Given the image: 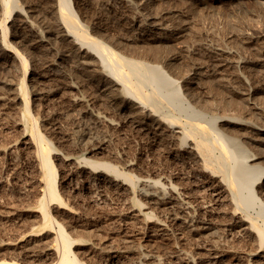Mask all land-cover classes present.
<instances>
[{
	"label": "bare ground",
	"instance_id": "1",
	"mask_svg": "<svg viewBox=\"0 0 264 264\" xmlns=\"http://www.w3.org/2000/svg\"><path fill=\"white\" fill-rule=\"evenodd\" d=\"M135 2L137 4L134 5L138 9L141 5L146 13L138 16L136 11L138 9L131 6L130 0H103L102 5L107 13H102L103 10L99 16L104 23L96 25L93 21L87 27L84 25L86 20H81L88 15L85 7H82L83 0H0V68L8 75V82H3L7 91L0 92V101L16 110L14 112L17 119L14 124L19 131V141L24 150L33 149V152L32 149L30 151L33 153L36 175L39 176L36 181L41 185L38 186L41 191L39 206L36 211L34 210L38 220L29 225L18 224L10 239L0 241V252H9L10 255L7 261L1 256L0 264H89L82 262L79 256L95 258L96 261L99 249H105L106 259L101 262L98 261L101 259H98L94 264H105L119 257L120 251L108 248V241L103 242L96 238L94 232L96 225L84 216L80 207L82 203L79 206V203L75 202V206L64 201L61 198L63 196L60 197L55 185L56 168L53 163L56 162L62 165L66 175L75 182L69 189L72 196L82 192L91 196L95 193L91 194L92 190L96 193L99 191L98 195L103 193L112 196L118 209L116 212L114 210L115 214L111 220L116 219L118 225H113L110 230L117 240H122L123 244H130L126 246L131 250L130 253L138 255L140 261L132 264H264V163L261 162L264 161V105L258 95L264 89L256 86L259 83L256 79L261 78V81H264V72L260 73L261 70L264 71V58H258L260 55L252 60L246 57L234 58L233 53L226 51V47V50L224 48L214 52L216 55L212 53L214 63L223 65L224 68L227 66L231 70L239 67L242 70L240 73L233 72L230 75L227 71L230 75V79L229 75L227 77L228 80L215 72L206 75V71L203 73L198 63L200 59L196 60L198 56L194 61L189 60L191 57L188 56L189 59H186L191 61L192 72L189 74L188 69L184 71L185 68H179L180 64L173 63L175 49L173 52L166 50L160 53L161 50L156 48L168 38L166 23L163 26L154 13H148L150 8L145 3L149 1ZM116 4L137 13V16L133 14L132 23H124L126 24L123 25L124 32L118 31L119 20L110 22V19H107L110 23L105 24L106 14ZM159 10L158 14L162 11ZM10 17L11 22L7 21ZM42 29L45 31L44 34H48L49 38H46L50 39V42L48 41L50 44H47L53 52L49 55L52 58L47 63L46 70L34 71L31 74L26 87L24 85L26 79L24 73L28 66L26 57L31 50H40L43 45ZM95 36H99V39ZM105 38L110 44L105 43L107 41L103 40ZM140 42L151 45L147 52L142 50ZM49 46L46 45L47 48ZM48 51L50 54V50ZM46 54L48 56V53ZM148 54L159 58L160 61L156 59L157 62H161L173 77L168 76L157 62H151L144 56ZM205 60L203 59L202 64ZM67 63L75 64L74 67L79 69L81 74L84 73L83 77L103 94L111 106L110 110L114 111L113 114L121 116L120 118L130 126L138 138L149 140L161 151L167 168L153 172L152 177L141 173L133 175L130 172L134 169L133 163L128 159L122 160L120 165L122 167L93 160L92 157L101 154L92 146L95 143L86 149L60 154L61 150L57 152L51 143L42 137L39 133L41 130H36L37 122L30 118L31 115L29 116V103L26 99L29 93L33 100L34 97H39L41 95L39 87L44 84L47 87L44 95L47 97L57 93L56 90L63 89L69 91L67 98L69 105L85 106L81 96L83 94L76 92V85L55 84L54 87L48 85L51 77L59 79L62 74L60 70H63ZM254 69L260 70V75L256 79ZM10 79L13 82L15 80L16 84H12ZM215 79L216 82L219 81L217 84L221 88L231 82L233 85L234 83L242 85L241 92L235 88L231 91H229L231 88H228V91L235 94L240 92L238 94L244 98V102L245 99L251 100L252 107H249L253 108L254 119L248 114L241 117L229 114L228 109L225 110L228 106L226 108L224 106L230 102L226 103L225 97L219 92L214 93L215 89L213 92L210 91L214 88L211 86L215 84ZM201 81L203 85L200 83L199 87L198 83ZM250 86L255 88L252 94L249 91ZM239 100L236 99V102ZM232 103L234 104L233 101ZM83 109L103 130L107 132L118 130L119 125L115 122L117 118H112V114L109 116L103 109H92L93 111L85 107ZM238 112L241 113L240 110ZM255 116L259 121H254ZM112 131L111 133H114ZM101 139L100 142L104 140ZM97 140L99 143V139ZM105 140H108V137ZM171 167L179 168V171L173 172ZM106 195L105 197H108ZM76 228H82L84 237H78V234L76 236L78 238L72 237L71 233L74 234ZM188 238H191L190 244L187 243ZM212 238L223 241L216 243L215 240H211ZM136 240L152 242L156 249L173 244L174 248L169 253V258L164 259L152 250L144 251L140 245H135ZM185 243L189 244V247L186 248Z\"/></svg>",
	"mask_w": 264,
	"mask_h": 264
},
{
	"label": "rangeland",
	"instance_id": "2",
	"mask_svg": "<svg viewBox=\"0 0 264 264\" xmlns=\"http://www.w3.org/2000/svg\"><path fill=\"white\" fill-rule=\"evenodd\" d=\"M102 1L103 0H93V1L92 0H90V1L89 0H83L84 5L82 4L83 5L82 7L83 8L85 7L84 9L88 11L89 16L87 15L86 18H82L81 20L82 21L86 20L85 21L86 24H84V25H86L87 27L89 26V23L93 22V21H94L93 23H95L96 25H101L104 23L103 21L100 20V16H99L100 13L104 10L103 5H102L103 4ZM135 1L136 0H130V3L132 4L131 6L137 7L136 5H134V4H137ZM152 1H153V3H155V2L156 3L153 5ZM152 1L147 0V2L149 4H151L152 6L149 5L148 3H145V5L150 8L148 13L149 12L152 14L154 13L153 15H156V17L158 18L160 23L163 24V26L166 23V26H165L167 29L166 32L169 34V35L167 34V37L169 39L167 38L166 41H163L164 43L161 42V43H159V45L157 44L158 46L156 48L157 49L159 48L158 50H161L160 53H162L166 50H170L171 52H173V50L175 49L176 51L174 50V52H173L175 54L174 55L175 61L173 63L174 64H180V65H178L179 68L180 67H181V69L185 68V69H183L184 71H186L188 69L187 71L189 72V74L192 73V72H190L191 71L190 70L191 69L190 62L194 61V59H196L197 56H198V58L196 60L200 59V61L199 62L197 61V62L200 63L199 65L202 67V72L203 71L207 72V73L205 72L206 75H209V74H212L215 72L218 76L221 75V77L223 76L222 77L223 79L225 78V80H228V79H230V75L233 74V72L240 73L242 70L239 67H237V69L234 68V70L233 69L231 70V69L227 68V66H226V68H224L225 66L223 67V65L221 66L220 64L214 63L212 56L216 55L215 53L218 52V50H223L224 48H225L224 50H226V47H227L226 51L230 52L231 54L233 53L232 56L234 58L246 57L248 60H250V59L252 60L255 58V56L258 57V55H260L258 58H264V55H263L264 54V0H218V1L217 0H152ZM92 2H94V3H92ZM20 3L22 4V1ZM96 4H99V5H96ZM91 8H92V10H91ZM129 9L130 8H127L123 5H119V4H116L115 6L113 5L112 9H110L108 14H106L107 16L105 18V21L107 19H110L109 20L110 22H113V21L115 22V21L119 20L120 29L118 28L119 29L118 31L124 32L123 25L126 26L127 23L128 24L130 22L132 23L131 18H133L134 15L137 16V13H138V16H139L142 13H146L145 11H143L144 9H143V7H141V5L139 6V9L137 7V9H138V10H136L137 13H136V11H132L133 12L132 13V12H130L131 9L130 10ZM157 9L162 10V11L159 10V12L161 11L160 13L162 15H160V13L158 14ZM36 10L39 11L38 8H36ZM155 11H156V13H155ZM163 11H165V12H163ZM120 12H121V14H120ZM38 13L39 12H37V14ZM102 13H107V12L104 10ZM129 14H130V16H129ZM108 15L110 16L109 18H108ZM113 16H115L114 19H113ZM163 16H164V18H163ZM172 16H174V17H172ZM116 18H117V20H116ZM119 18H121V19H119ZM8 19H7V21L11 22L12 17H10ZM109 21L107 20L105 24H109L110 23ZM121 21L123 22V24ZM9 22H7V23L9 24ZM107 22H109V23H107ZM124 23H126V24H124ZM175 26H176V29H175ZM181 26H182V29H180ZM185 26H187L186 29L184 28ZM168 27L171 30H169ZM173 29H174V31H173ZM179 30H181V31H179ZM44 33H45V31L42 29L41 35L43 34L42 37H43V41H44L43 45H42L43 49L41 50V48H42V46H41L40 50L39 49L38 50H35V49L31 50V52L29 51L30 54L28 53L29 58L26 57L27 58V65H28L27 70L24 73V79L26 78L24 80V83H25L24 85H26V87L28 86L27 81L30 78L31 74H33L34 71L38 72V71H42L44 69L46 70V68H47L46 66H48L47 63H49V60L52 58V56H49V55L53 54V52L51 51V47L48 45V44H50L49 43L50 39H47V38H49L48 34L47 33L44 34ZM181 34L183 37L181 36ZM95 37L99 39V36H95ZM245 38H246V40H245ZM248 39H250V41ZM103 40H107V39L105 38ZM192 40H193V42L190 43ZM242 40H243V42H242ZM107 41H105V43L110 44L109 41L108 42ZM244 41H246V42H244ZM247 41H249V42H247ZM144 44H145L144 42L141 43L142 46H140V47L142 48L143 51H146L150 48L149 46H151V45L147 42H146L145 46H144ZM46 45H47V47L49 46L50 49L47 48ZM137 45L138 46L140 45L139 42L137 43ZM231 45H233L236 49H234V47ZM253 45L255 47L254 49H253ZM164 46H165V48H164ZM192 46L194 48L197 47L198 49L196 48V51L193 52L195 49ZM258 46L262 47V48L259 49ZM146 47H147V49H146ZM183 47H185V49ZM230 47H233V48H230ZM179 48H182L183 50L179 49ZM191 48H192V50H191ZM257 49L259 51H261V53L259 51L257 52ZM48 50H50V54H49ZM236 51H237V53H236ZM179 52H181V53L183 52L184 55H183V53L181 54ZM46 53H48V56ZM187 53H188V55H187ZM210 53H211V55H209ZM212 53H213V55H212ZM176 54H180V55H176ZM254 54H256V55H254ZM182 55L184 57H182ZM144 56L148 57V59L151 62H157V60L160 61L159 58L153 57V56H151V54L144 55ZM188 56H190L192 59L191 58L189 59ZM202 56H204V57H202ZM248 56H249V58H248ZM30 57H31L32 61L31 60L29 61ZM181 57L185 58V59H182ZM186 58H188L191 61H189ZM154 59L155 60L157 59V60L155 61ZM201 59H202V61H201ZM203 59L204 60L206 59L204 64H202ZM208 61L209 62L211 61V62L209 64H207ZM157 63L160 66H162V70H165L164 71L165 73H168L167 74L168 76L173 77L172 74L169 72V70L166 67H164L161 64V62H157ZM211 63H213V64H211ZM72 64L73 63H71V64L67 63L66 65H64V68H63L64 71L62 69L60 70L62 73L60 75L62 77L59 75H58L59 79L57 77H51V82H49L48 85H52V86L55 84L58 86H63V84H71L73 86L76 85L75 86L76 92L80 95L83 94V95H81L82 99L84 100L83 106L85 105L84 107L88 110H90V109L91 110L92 109L93 110H98V109L102 110L103 109L105 112H107V114L109 116H110V114H112L113 115V116L111 115L112 118H114V119L117 118L115 120V122L117 125H119L118 130H115V131L110 130L108 132L103 130V128H101V126L99 124L97 125V123L93 120V118L89 114L84 112V109H83L84 107L79 106V105L78 106L69 105V103L67 101L69 91H67V90L66 91L63 89H60L59 91L56 90L57 93H54L53 95H48V97H47V95H44V94H46V92H44V91H47V87H46V85L43 84V86L45 88L42 85L39 87L40 92H41V95H39V97L36 96V97H34V100H33L30 93L26 96V99L28 100V103H29L28 104L29 116L31 115L30 118L31 119L34 118L33 120L35 122H37L36 123L37 126L35 125V127H36V130H39V129L41 130V131H39V133L42 135V137L46 138L51 143L52 147L57 150V152L58 151L60 152V150H61L60 154H66V153L68 154V152L73 153V152H76L78 149H86V148H88V146L89 147L93 146V147H95L97 152H101V154L99 153L97 156L92 157V159L95 161L112 163L113 165H116L117 167H122V166H120L122 163V160H124V158L128 159L129 161H131V163H133L134 169L132 171H130V172H132L131 174H133V175H137V173L138 174L141 173L144 175L147 174V175L152 177L153 172H155L159 169L162 170V169L167 168V163L161 157V153H160L161 151H159V149L155 148L154 145L149 140L146 139L147 140L146 141L145 139L138 138V136H136L134 134V132L131 130L130 126H128V124L125 123L122 118H120L121 116L117 117L116 114H113L114 111H111L112 110L110 108L111 106L108 104V102H106L105 97L102 96L103 94L99 93L100 91L95 87V85L93 83L89 82L85 77H83L84 73L82 72V74H81L79 69L74 67L75 64L74 65H72ZM205 65H206V67H205ZM212 65H218V66L213 67ZM186 66H188V68H186ZM38 67H39V69H38ZM220 67H222V68H220ZM66 69H68V70H66ZM203 69H205V70H203ZM207 69L209 71H207ZM228 69L231 71H229ZM31 70H33V71H31ZM238 70H239V72H238ZM257 70L254 69V72L256 71L255 73L257 75V76L254 75V76H256L254 79L259 77L260 73L264 72L263 70H261L262 72H260V70H258V72H257ZM227 71L230 72L229 73L230 75L228 74ZM68 73H69V75H68ZM76 73H77V75H75ZM228 75H229V78L227 79ZM7 77H8L7 72L5 70H2V68H0V88L4 87V88H2V91L0 89V92H4V90L7 89V87L5 88V86L3 84V82L4 83L8 82ZM11 78L13 80V77H11ZM258 79H260V80H258ZM258 79H256V80H257V83L258 82L259 83L256 86L259 85L258 86L259 88L264 89V83H263L264 81L263 80L261 81V78H258ZM2 80H4V81H2ZM12 80L10 79L11 83L13 82ZM216 81H217V79H215V81H214L215 84L213 83L211 86V88L212 87H214V88H212L210 91L213 92L212 90L215 89L214 93L219 92L220 95L221 94L223 95V96L221 95L222 97H225L226 103L227 102L231 103V104L230 103L226 104V106H224L225 108L228 106L226 109L225 108L224 109L225 110L228 109L229 114L232 113L234 115H240V116L245 115L244 117H246L247 114L251 115V116L253 115L252 113H254V112H253V108H251L252 107L251 100L245 99V102H244V98L240 97V95L238 94L241 92L240 90L243 88L242 85H240L239 83H237L238 85L236 83H234L235 85H233V83L231 82L232 84L229 83V85H228L229 87L226 86L227 87L226 88L225 86H223L224 88H221L217 84V83H219V81L218 82H216ZM1 82H2L3 86L1 84ZM196 83H198V82H196ZM200 83L203 85V81L199 82L198 84H200ZM12 84H16V81L14 80V82ZM201 84L198 86L200 87ZM216 85L218 86V88ZM228 88L229 89L231 88V89L229 90ZM232 88H235V90L240 91V92L237 91L238 95L235 93L229 92L232 90ZM62 90H63V92L64 91L65 92L63 93ZM5 91H7V90H5ZM221 91L222 92L224 91V92L222 93ZM249 91L252 94L255 92V88L250 86ZM263 91L264 90H262L258 94L260 99H259V97H257V98L260 101L262 100L263 102L261 101V103H263V105H264V92ZM96 92H98V93H96ZM239 97H240V100L238 99ZM229 98L234 102L235 105L232 103V101ZM100 99H102V100H100ZM236 99L239 101L236 102ZM227 100H229V101H227ZM3 103H4L3 101H0V241L6 240L7 238L10 239L11 235L13 233H15L16 229L18 228L17 227L18 224L24 226V225H29V224L35 223L38 220V215H37V213H35V211H36V208H38V206H39L38 203H39V200L41 197L40 196L41 191L39 190L40 189L39 187H41V185L38 181H36L39 179V176L37 177V175H36L37 169L35 167V162L33 161V157H32L33 149L31 148L32 149L31 150L30 148H25V150H24V147L20 144L19 137H18L19 131L17 130L18 128L16 127V124H14L16 122L15 120L17 119V116L15 117V115H17V114H15L16 110L14 108H11V105L9 108L7 105H5ZM238 103H240V104H238ZM236 104H237V106H236ZM233 105L237 109H235L233 107ZM239 105H241V106H239ZM243 105L248 106V107H244ZM249 106H251V107H249ZM240 107H242V109ZM263 108H264V106H263ZM244 109H246V110L243 112ZM14 110H15V112H14ZM239 110L241 113L238 112ZM235 112H236V114H235ZM45 116H46V118H45ZM253 117L254 116H252V119H254ZM257 120L258 119L255 116L254 121H257ZM111 131L114 133H111ZM106 133H108V134H106ZM102 135H103L104 140L100 142ZM106 136L108 137V140L111 139L109 142H108V140H105V138L107 139ZM97 139H99V143H98ZM103 142H104V144H103ZM93 143H95V144H93ZM91 144H93V145L91 146ZM157 155H159V156H157ZM112 158H114V160ZM111 160L114 161V163ZM53 162H56V161H53ZM261 162L264 163V161H261ZM53 164L56 168L55 185L58 189V192H60L59 193L60 197L63 196L61 198H63L64 201H68L72 205H75L74 203L76 202V203H79V206H80L82 203V206H80V207L83 209L82 211H83L84 216L86 218H88L90 221L92 220L93 223L96 225V227L94 228L96 238L98 240H102L103 242L108 241L109 245H107V247L110 249L112 248L113 251L114 250L117 252L120 251L119 257L117 259L112 260L111 262H107V263L108 264H132V263H137L138 261H140L137 254L130 253L131 250L126 248V246L128 247L130 244H125V243L123 244L121 242L122 240H117L111 233L110 229L113 228V225H115V226L118 225V221L116 219L113 218V220H111L113 214H115V212L117 211L116 209H118V206L114 205L115 201L112 198V196L111 195L109 196V194L108 195L105 194L106 196H108V197H105V195L103 193H101L102 195H100V194L98 195L97 193L99 191H97V193H96V191H94V190H92L93 192L91 191L92 192L91 194H93L95 192L93 195H91L93 197L88 196L87 194L85 195V193H83V192L81 193L83 196L81 194H78L77 196H72L69 193L70 192L69 189H70V187H72L74 185L73 183H75V182H73V180L66 175L61 164H59L58 162L53 163ZM174 168L176 169V171ZM174 168L171 167V171H173V170H174L173 172H177V170L179 171V168H176V167H174ZM100 196H101V198H100ZM69 197H70V200H69ZM71 198H72V200H71ZM106 200H107V202H106ZM45 202H46V200L44 201V203ZM14 208H16V209H14ZM111 208H113V209H111ZM114 210H115V212H114ZM119 224H120V222H119ZM76 229H75V232H73L74 234L71 233L72 237L73 236H75V238L84 237V233H83V231H81L82 228H76ZM66 231H67V229H66ZM177 232L178 231H176V233ZM76 236H78V237H76ZM189 239H191V238H188V240H187L188 242L186 241L187 243L191 242ZM211 240H213V241L215 240V242L218 241V243H219V241H223V240H218V239L216 240V238H212ZM138 242L136 240L135 245H140V247L144 251L145 250H152V251L156 252L157 254H159L161 256V258H164V259L169 258V253L171 251H173V248H174V244L170 245V246L167 245V247L164 246L163 247L164 250H163L161 248L156 249V246L154 244H152V242H147V241L146 242L145 241L144 242L138 241ZM187 243H185V245H184L186 248L189 247V244H190V243L189 244H187ZM223 243L224 242H222V244ZM164 244H166V243H164ZM180 244L181 243H179V245ZM220 244H221V242H220ZM184 246H183V248H185ZM110 249H108V250H110ZM118 249H120V250H118ZM104 250L99 249L97 251L96 259L97 260L101 259V260H98L100 262L105 261V259H106L105 257L107 254ZM0 253H1L0 257L2 256L1 258L7 261V258L10 256L8 254L9 252H6L7 254L5 252H0ZM80 256H79V258H82V262L84 261L85 263L94 264V262L97 261V260L95 261V258H93V259L87 258V257L84 258V257H80ZM107 263H105V264H107Z\"/></svg>",
	"mask_w": 264,
	"mask_h": 264
}]
</instances>
